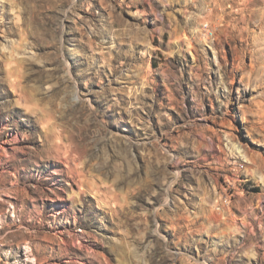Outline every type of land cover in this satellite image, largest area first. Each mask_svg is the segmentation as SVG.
Masks as SVG:
<instances>
[{
  "label": "rangeland",
  "instance_id": "374dc122",
  "mask_svg": "<svg viewBox=\"0 0 264 264\" xmlns=\"http://www.w3.org/2000/svg\"><path fill=\"white\" fill-rule=\"evenodd\" d=\"M0 264H264V0H0Z\"/></svg>",
  "mask_w": 264,
  "mask_h": 264
},
{
  "label": "built area",
  "instance_id": "2783aa9c",
  "mask_svg": "<svg viewBox=\"0 0 264 264\" xmlns=\"http://www.w3.org/2000/svg\"><path fill=\"white\" fill-rule=\"evenodd\" d=\"M204 31L210 36V37H213L214 36V32H213V30L211 29V27L208 25V24H206L205 26H204ZM225 207H216V210L217 211H222V209H224Z\"/></svg>",
  "mask_w": 264,
  "mask_h": 264
},
{
  "label": "bare ground",
  "instance_id": "6f19581e",
  "mask_svg": "<svg viewBox=\"0 0 264 264\" xmlns=\"http://www.w3.org/2000/svg\"><path fill=\"white\" fill-rule=\"evenodd\" d=\"M61 213H63L62 211H61ZM31 251V250H30Z\"/></svg>",
  "mask_w": 264,
  "mask_h": 264
}]
</instances>
